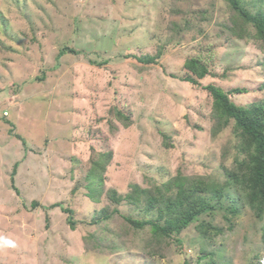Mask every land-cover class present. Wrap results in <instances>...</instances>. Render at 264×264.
<instances>
[{"label": "rangeland", "instance_id": "rangeland-1", "mask_svg": "<svg viewBox=\"0 0 264 264\" xmlns=\"http://www.w3.org/2000/svg\"><path fill=\"white\" fill-rule=\"evenodd\" d=\"M231 14L225 0H0V264L208 261L197 262L195 224L144 257L148 230L118 214L91 220L114 208L109 190L161 185L178 171L219 181L222 165L233 166V122L211 136L202 87L246 88L232 97L238 105L263 98L264 42L226 39ZM65 47L76 53L59 56ZM189 58L216 76L200 86L172 78ZM241 211L231 230L219 213L212 219L223 230L207 247L217 264L264 261L263 221Z\"/></svg>", "mask_w": 264, "mask_h": 264}, {"label": "trees", "instance_id": "trees-1", "mask_svg": "<svg viewBox=\"0 0 264 264\" xmlns=\"http://www.w3.org/2000/svg\"><path fill=\"white\" fill-rule=\"evenodd\" d=\"M225 1L233 12L230 23L226 26V39L240 41L249 37L251 40L264 42V0H251L247 4L244 0ZM65 51L76 53L72 48L65 47L59 56ZM210 67V64H205L198 58H189L182 68L183 74L171 77L190 85L200 86L206 77L216 76ZM202 90L206 91L213 101L211 136H217L233 122L236 142L232 147L236 154L231 168L222 165L223 180L210 181L203 176L189 177L178 171L173 178L161 185L140 187L131 184L129 191L124 195L109 190L107 197L114 208L110 211L107 207L102 208L95 211L92 217L91 223L98 226L109 222L118 214L135 232L148 230L150 236L144 244V257L154 254L160 241L163 242L165 239L174 237L172 240L179 244L180 240L176 237L195 224V231L201 238L198 242L200 247L197 262L208 259L204 264H217L212 258H218L220 254L207 248L211 244L210 241L223 232L221 227L213 224L212 219L216 214L221 215L231 230L235 219L242 213L241 209L248 207L264 224V97L255 99L248 105H238L232 101V97L246 94L248 92L246 88L235 87L225 92L209 84L203 86ZM93 167L99 173L104 171L101 162L95 164L93 161ZM100 182L102 183V177ZM100 182L98 183L101 184ZM93 184L95 183L91 181V187L88 186L90 189L88 196L99 200L103 189ZM36 205L33 203V206ZM127 205L131 211L137 210L136 216H132L134 212L132 215L121 214L120 206ZM53 206L56 207L58 204ZM63 211L72 216L71 209L66 208ZM70 216L67 222L74 230L75 222ZM203 216H206V219L202 220ZM261 241L264 243V225ZM119 244L116 249L121 247ZM112 245L115 249L114 242Z\"/></svg>", "mask_w": 264, "mask_h": 264}, {"label": "clouds", "instance_id": "clouds-1", "mask_svg": "<svg viewBox=\"0 0 264 264\" xmlns=\"http://www.w3.org/2000/svg\"><path fill=\"white\" fill-rule=\"evenodd\" d=\"M262 264H264V261L262 262Z\"/></svg>", "mask_w": 264, "mask_h": 264}]
</instances>
